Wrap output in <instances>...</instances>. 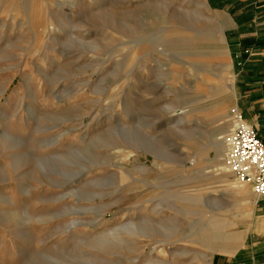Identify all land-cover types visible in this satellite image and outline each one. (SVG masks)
I'll return each instance as SVG.
<instances>
[{
	"label": "rangeland",
	"instance_id": "rangeland-1",
	"mask_svg": "<svg viewBox=\"0 0 264 264\" xmlns=\"http://www.w3.org/2000/svg\"><path fill=\"white\" fill-rule=\"evenodd\" d=\"M233 1L0 0V264H227L246 245L255 195L216 182Z\"/></svg>",
	"mask_w": 264,
	"mask_h": 264
},
{
	"label": "crops",
	"instance_id": "crops-1",
	"mask_svg": "<svg viewBox=\"0 0 264 264\" xmlns=\"http://www.w3.org/2000/svg\"><path fill=\"white\" fill-rule=\"evenodd\" d=\"M234 1L229 2V10L241 12L234 19L235 108L264 142V0ZM255 205L258 214L249 240L228 257L227 264H264V197L255 196ZM238 240L230 248L237 246Z\"/></svg>",
	"mask_w": 264,
	"mask_h": 264
},
{
	"label": "built area",
	"instance_id": "built-area-1",
	"mask_svg": "<svg viewBox=\"0 0 264 264\" xmlns=\"http://www.w3.org/2000/svg\"><path fill=\"white\" fill-rule=\"evenodd\" d=\"M230 127L222 136L223 161L236 184L264 197V142L237 109L229 112Z\"/></svg>",
	"mask_w": 264,
	"mask_h": 264
},
{
	"label": "bare ground",
	"instance_id": "bare-ground-1",
	"mask_svg": "<svg viewBox=\"0 0 264 264\" xmlns=\"http://www.w3.org/2000/svg\"><path fill=\"white\" fill-rule=\"evenodd\" d=\"M220 145L221 146V148H222V142H219L218 141V143H217V141H216V143H215V145ZM224 162V161H223ZM221 163V162H220ZM225 166H221V168H219L220 170H223V172H221L218 176H217V179H216V182H218V183H220V184H224L225 185V187H227V189H230V190H234V189H236V194L238 195V199L240 200V201H245V203H247L246 202V200H247V198H248V193L246 192V186H244V185H239V184H236L235 182H233L232 180H228V175H230V174H228V173H224V171H225ZM231 183H233V185L235 186V187H237V188H234L232 185H231ZM242 187V188H241ZM244 187V188H243Z\"/></svg>",
	"mask_w": 264,
	"mask_h": 264
}]
</instances>
